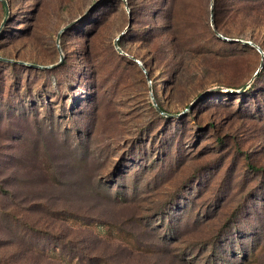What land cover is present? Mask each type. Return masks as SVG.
Instances as JSON below:
<instances>
[{"label":"rangeland","instance_id":"obj_1","mask_svg":"<svg viewBox=\"0 0 264 264\" xmlns=\"http://www.w3.org/2000/svg\"><path fill=\"white\" fill-rule=\"evenodd\" d=\"M6 2L0 264H264V0Z\"/></svg>","mask_w":264,"mask_h":264},{"label":"water","instance_id":"obj_2","mask_svg":"<svg viewBox=\"0 0 264 264\" xmlns=\"http://www.w3.org/2000/svg\"><path fill=\"white\" fill-rule=\"evenodd\" d=\"M0 2L2 3V5H3V7H4V10H5L4 20H3V22H2V24H1V26H0V29H1V27H2V26L4 25V23L6 22L7 16H8V14H9V10H8V4H7L6 0H0ZM212 9H213V0H211V5H210L211 21H212V17H213ZM86 15H87V12H86L82 17H80V18H78V19L72 21L71 23L67 24L64 28H62V29L59 31L58 35H57V39H56V41L58 42L60 36H61L65 31H67V30H69L71 27L75 26V25H76L79 21H81ZM129 26H130V23L128 24V27H129ZM120 37H121V36H120ZM218 37L221 38V39L224 40V41H228V42H240V43H242V44H244V45H250V46L256 48V50L262 55V57H264L263 52H262L257 46H254V45H253L252 43H250V42H244V41H239V40L226 39V38L221 37L220 35H218ZM118 41H119V38L115 39V41H114V46H115V48H118V46H117V42H118ZM117 50H119V49H117ZM118 52H120V51H118ZM0 61H6V62H9L8 60L2 59V58H0ZM135 62L138 64V66H139V67L143 70V72L146 74V71H145L144 67L142 66V64H141L140 62H138V61H135ZM55 66H56V65L49 66V67H45V69H49V68H52V67H55ZM257 74H258V72L255 74V76H257ZM146 76H147V75H146ZM255 76H254V77H255ZM245 87H246V86H245ZM242 90H244V87H243L240 91H242ZM151 101H152V104H153L155 110H156L159 114H161V115H163V116H169V115L165 114V113H164V112L158 107V105H157V103L155 102V100H154L153 97H151Z\"/></svg>","mask_w":264,"mask_h":264},{"label":"trees","instance_id":"obj_3","mask_svg":"<svg viewBox=\"0 0 264 264\" xmlns=\"http://www.w3.org/2000/svg\"><path fill=\"white\" fill-rule=\"evenodd\" d=\"M4 8V7H3ZM215 8L216 6L214 5V0H213V9H212V13L214 14L215 13ZM214 16V15H213ZM132 23V21H131ZM243 47H247L246 45H243ZM158 107L164 112L163 108H161V106L158 104ZM211 262H213V253H211ZM102 263V262H101Z\"/></svg>","mask_w":264,"mask_h":264}]
</instances>
